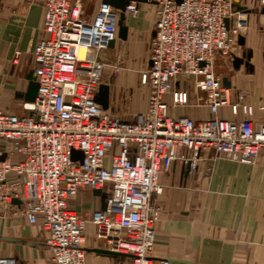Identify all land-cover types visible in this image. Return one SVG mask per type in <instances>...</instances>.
<instances>
[{"label":"built area","instance_id":"1","mask_svg":"<svg viewBox=\"0 0 264 264\" xmlns=\"http://www.w3.org/2000/svg\"><path fill=\"white\" fill-rule=\"evenodd\" d=\"M137 11L131 2L124 12ZM118 12L101 3L85 17L79 0H44V35L32 50L35 100L24 102L21 114L0 110V216L42 224L46 264H86L87 222L102 249L129 255L132 264H177L152 254L164 211L153 199L162 193L160 173L174 162L194 164L210 148L245 163L264 154V123L254 124V106L239 91L231 100V88L214 70L216 55L232 60L237 43L233 0H157L154 37L139 74L149 87L147 108L126 120L95 101L104 83L101 53L118 39ZM189 89L204 94L207 119L169 115L165 95L183 106ZM221 107L243 118H221ZM114 145L118 152L110 155ZM80 188L106 194L105 209L88 220L67 203ZM0 264L18 263L1 256Z\"/></svg>","mask_w":264,"mask_h":264},{"label":"crops","instance_id":"2","mask_svg":"<svg viewBox=\"0 0 264 264\" xmlns=\"http://www.w3.org/2000/svg\"><path fill=\"white\" fill-rule=\"evenodd\" d=\"M79 1L82 6L85 1L89 3L88 17L102 3ZM151 1L139 2L137 14L126 15V40L117 39L113 47L101 53L106 62L104 83L110 87L107 110L112 115L118 116L115 112L119 111L122 91L128 93L129 113L147 108L149 87L140 84L139 74L148 60L154 37L157 0ZM240 3L249 9L235 14L244 41L241 45L236 43L231 56L250 51L249 66L233 68L232 60L220 54L216 55L215 64L229 68L217 74L230 82L231 100L239 91L254 106L252 120L258 126L264 123V110L259 108L264 106V4L259 0ZM147 5L155 7L154 14ZM43 19L44 0H0V110L4 112L12 113L20 101L25 102L15 94L26 90L25 74L33 68L32 50L44 35ZM115 66L118 70L112 75ZM5 73L9 82L3 81ZM253 78L258 79L259 89L253 87ZM136 93L141 98L132 110ZM188 93L189 103L183 106L172 105L170 95H165L169 115L195 121L207 119L210 113L203 103L204 94L195 89ZM218 116L228 120L243 118L241 112L233 115L229 107H221ZM159 182L162 193L153 199L164 211L154 226V258L170 259L177 264H264V154L253 163H245L221 158L210 148L200 154L188 171L186 164L174 162L160 173ZM67 203L88 220L93 211L100 209L101 198L80 188ZM89 228L91 237L86 235ZM85 235L86 264H132L127 256L93 251L101 247L90 222L86 223ZM46 238L47 232L40 222L30 223L20 214L0 216V257L13 256L18 264H46L50 257Z\"/></svg>","mask_w":264,"mask_h":264},{"label":"water","instance_id":"3","mask_svg":"<svg viewBox=\"0 0 264 264\" xmlns=\"http://www.w3.org/2000/svg\"><path fill=\"white\" fill-rule=\"evenodd\" d=\"M151 0H101L102 3L111 5L112 7H114L115 9H117L119 12V19H118V32H117V37L120 40H126L127 38V26L125 25L124 21L126 18L125 15V7L127 5H129L131 2H148ZM180 1V0H177ZM151 2H155V1H151ZM241 0H233V5L235 7V11L236 12H240V11H244L247 12L249 11V9L247 8V6L242 5ZM226 24L228 22V20L226 19ZM243 37L241 35H238L237 37V42L238 44H243ZM115 41H110L108 46L109 47H113ZM251 57V52H245L244 54H242L241 56H236L234 55L232 57V66L233 68H238L241 64H243L245 67L249 66V59ZM151 63V62H149ZM25 79L27 80V86H26V90L22 93H19V96L23 98V100L25 102H33L35 100V97L37 95V89H38V83L35 80V76L33 74V69H29L28 72L25 74ZM222 83L224 86L229 87L230 82L228 81L227 77H222ZM109 84L107 83H102L99 86V89L95 95V101L97 103H99L103 109H107L109 106ZM5 157V154L1 155V159H3ZM72 157L74 159L76 158H80L82 159V152L81 151H73L72 153ZM191 164L187 163L186 164V169L187 171L190 169ZM94 195L100 196L101 198V207L100 209L103 210L105 209V197L106 194L104 192H102L101 190L95 189L92 191ZM14 203H19V200L17 199H13ZM93 251L97 252V253H101L104 255H109V256H129L126 254H122V253H117V252H113V251H109L106 249H102V248H93Z\"/></svg>","mask_w":264,"mask_h":264},{"label":"rangeland","instance_id":"4","mask_svg":"<svg viewBox=\"0 0 264 264\" xmlns=\"http://www.w3.org/2000/svg\"><path fill=\"white\" fill-rule=\"evenodd\" d=\"M133 3L136 4V6L138 8V3H136V2H133ZM87 4H89V3L86 2V1L83 3V14H84L85 17H88V13H89V7H88L89 5H87ZM147 7L149 8V12H152V10H153V14H154L155 7L153 5H147ZM137 12L136 13H132L131 15H136ZM121 65H123V62H122ZM226 69H229V68L226 65H221L220 66L219 62H216V64L214 65V70H215L216 73H224V71ZM8 77H9L8 74L5 73V75L3 76V81L9 82L8 81V79H9ZM252 85H253L254 88L255 87H257L258 89L260 88L258 79H256V78H253ZM19 93H21V92H17L15 95L18 96ZM127 94L128 93L125 92V91L124 92L123 91L121 92V94L119 96V97H121V104L118 105V110L119 111H118V113L115 112V114H117L118 116H120V118H122V119L131 118L132 115H133L132 113H129L130 111L126 107L127 106L126 103L128 104V102H129V98L127 99ZM140 98L141 97H140L139 93H136V95H134V99H133V102H132V105H131V109L132 110L133 109H136L137 106L135 104V101H139ZM22 102L23 101H20L18 103L19 105H17V108L16 109H13L11 112L14 113V114H21V113H23L24 111L22 109V104H23ZM119 106H121V109H120ZM117 152H118L117 147L114 145L112 147V149L110 150L109 154L111 155V154H114V153H117ZM83 207L84 208H89L88 204H85V205L83 204ZM10 216H12V215H10ZM86 235L89 236V237H91L92 234L90 232V228L87 230Z\"/></svg>","mask_w":264,"mask_h":264}]
</instances>
